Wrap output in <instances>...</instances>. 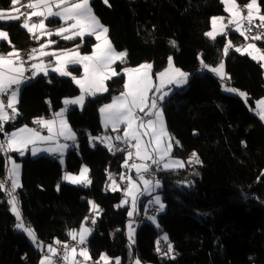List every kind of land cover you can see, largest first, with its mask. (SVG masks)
I'll return each instance as SVG.
<instances>
[{"label": "trees", "instance_id": "16d2710c", "mask_svg": "<svg viewBox=\"0 0 264 264\" xmlns=\"http://www.w3.org/2000/svg\"><path fill=\"white\" fill-rule=\"evenodd\" d=\"M248 2L237 0L240 5ZM258 4L264 13V0ZM90 6L108 28L112 46L127 56L115 65L119 75L107 81V91L88 97L81 110L73 108L67 113L75 144L64 168L47 156L12 154L22 163V184L16 198L23 218L42 243L52 245L70 240L69 232L91 223L88 217L94 213L86 248L96 264H105L101 254L107 256V264H116L117 259L120 264H134L135 260L142 264H264V123L253 113L264 97V71L259 62L231 47L225 54V46L231 42L238 47L242 36L229 33L211 39L205 35L212 18L225 13L221 0H91ZM11 8L15 9L11 0H0V10ZM22 23L0 22L10 41L1 42L0 50L35 46ZM50 25L61 24L53 20ZM95 42L94 37L84 38L83 43L80 38L58 40L53 47L69 50L79 44V50L88 54ZM170 56L177 68L190 75L186 87L174 92L162 106L166 128L175 138L171 157L181 159L185 166L161 173L165 212L155 217L156 224L150 218L136 228L132 244L126 232L128 207L119 206L122 192L106 186L111 179L122 188L121 176L126 172L132 176L130 167L125 166L127 152L115 153L101 144L94 147L92 142L105 134L99 111L120 91L124 69L149 62L154 76L167 66ZM221 63L229 87L245 93L247 103L226 92L224 88L229 87H223L221 80L207 71ZM70 70L72 76L81 75L79 67ZM79 93L71 77L55 73L25 83L20 89L19 115L4 124L0 141L6 134L59 111L66 99ZM193 152L201 163L189 162ZM82 165L88 169V187L62 182L64 170L77 173ZM6 174V154L0 152L3 184ZM89 201L98 205V211L94 212ZM16 224L2 188L0 264H39L42 254L17 231ZM159 238L165 251L158 249ZM110 260L113 263H108Z\"/></svg>", "mask_w": 264, "mask_h": 264}, {"label": "snow or ice", "instance_id": "6c2138e0", "mask_svg": "<svg viewBox=\"0 0 264 264\" xmlns=\"http://www.w3.org/2000/svg\"><path fill=\"white\" fill-rule=\"evenodd\" d=\"M225 4V11L229 13L230 19L227 24L221 23L220 31L216 30L217 21L223 22V17H214L213 31L205 33L206 36L215 39L217 35L223 33L224 29L228 25L235 24L236 30L240 32L241 36L245 39H252L254 41L264 40V32H258L254 36H249L252 28L264 29V14H261L260 5L258 0H250V2L244 7L247 9L246 14L244 9L240 8L237 4V0H222ZM17 0H13L15 5ZM29 8L37 9L39 11H32L28 18L24 19L22 27L26 28L29 33L35 36L33 30L38 29L41 35L51 36L53 34L61 36L65 40L75 39L76 37L81 38L83 43L85 36H95L98 43L93 46L92 53L90 55H81L78 51L80 45H76L75 50H61L59 53H49L44 51L48 45L56 43V41L49 40L47 44H41L40 49L33 48L28 56L29 60L37 59L36 53L39 52L40 57L53 56L56 60V66L53 67L51 62L44 63L41 59L40 63H33L29 67L32 70V77L37 76L38 73L48 74L49 68L52 71L59 73L61 76H71L74 83H76L81 90V95L75 99H66L64 104L69 105H83L85 94L89 96H95L98 92H105L107 88L104 85V81L110 79L112 76L119 75L118 72L112 69V65L117 61H123L127 53L124 51L117 52L110 40L108 39L107 33L108 28L104 26L98 17L94 14L91 6L90 0H31L27 5ZM56 10H53V9ZM31 17H43L39 20V23H31ZM50 18H59L63 23L59 28L55 30V33L48 31L46 29L45 21ZM5 19L4 12L0 11V20ZM20 16L12 15L8 17V20H19ZM247 21V25H244V21ZM259 21L257 24L256 21ZM70 33V34H66ZM38 40L40 36H35ZM9 40V34L6 31L0 30V41ZM10 43V41H9ZM173 45L175 42H172ZM231 42L225 46V54H227L228 49L231 47ZM236 51L242 54L247 53L253 60L264 61V54H260V50L257 48L255 43H250L246 48L242 49L240 47L236 48ZM26 61L20 56V53L13 47V50L8 52L6 55L0 53V95L7 96V102L0 99V132L4 130V124L9 120H14L16 116L19 115L18 109L16 107L18 103V93L19 86L30 79L24 76V73L29 70V67H25ZM69 65H82L84 69V76L82 78H77L72 76L71 72L67 70ZM264 67V64L261 65ZM207 67V65H205ZM152 68L151 64H142L137 68H126L124 69L125 75H127V80L124 83V91L117 97H114L110 104L104 105L100 112L103 116L105 127L109 124L115 131L119 128L121 124L126 125L123 129V136H117L115 139L117 141H122L129 146V148H134L135 153L128 151L125 158V166L135 168L139 180L143 183L144 189L139 192V195L150 192L152 181L145 179L142 173L150 172V166L146 163L132 164L128 165V161L133 155L141 161L151 160L153 164H159L165 159V157H170L173 149L174 137L167 132L166 126L163 120L162 107L158 101H162L168 92L164 90L166 84H175L181 86L186 83L188 74L181 71L179 68H175L172 64V58L169 57L168 68L163 72L156 74V78L159 80V84H154L152 81V76L150 70ZM211 71L223 75V63L219 67L211 69ZM17 86L13 88V86ZM229 92H237L234 88L226 89ZM159 93L157 97L155 95H149L150 92ZM239 95L246 96L245 93L240 92ZM257 106L260 109L258 115L261 120H264V100L258 101ZM11 110V113L7 111ZM67 111V107L57 112L55 116L58 119L59 129L54 132V126L57 124V120H45L40 118L35 120L34 123H39L42 127H46L49 135L41 136L39 132L24 126L16 131L6 134L4 141H0V152H19L20 155H24L22 149L26 148L29 144H35L36 140L47 141L51 140L53 135H60L65 137V139L74 140L75 135L72 133L67 121L63 118L64 112ZM138 113H143V116L138 115ZM149 117L147 120L144 117ZM154 117V119L152 118ZM147 136L148 139L145 141L143 138ZM95 139V138H93ZM110 137H105L102 142L106 143L109 150H113V145L109 142ZM165 140L169 141L165 143ZM134 141V143H132ZM179 144V141H176ZM67 145H58L56 149H51V151H59L66 148ZM39 149L33 147L32 154L36 155ZM49 151V149H45ZM116 151H121L117 148ZM9 161L12 166L8 169V176L12 181V188L8 195L10 199L8 203L12 206L11 210L16 216L18 223L16 224L17 229L24 231L34 243H36V235L34 230L30 226H26L23 223L21 214L18 210L17 198L12 193L20 186L18 182V169L19 165L14 161ZM190 163H201L198 155L193 152L192 157L189 161ZM173 165L176 167H183L180 161L169 160L168 163L164 164V168H171ZM88 169L82 168L79 176H74L71 174H66L64 179L71 183L80 184L83 183L85 186L91 183L87 177ZM125 177L122 175L121 179ZM128 187L124 189L125 194L132 197L133 210H135V204L138 199V184H136L131 177H127ZM115 183V181H113ZM159 181H156L155 187H159ZM4 187V184L0 182V189ZM115 190V189H113ZM154 202L159 205L160 210L164 208V205L160 201V197H154ZM92 208L97 209L98 205L94 202L89 201ZM133 212H129V216H132ZM87 219V217L85 218ZM154 219V218H153ZM95 224V219L92 220ZM92 229L86 228L81 224L80 229L77 231L73 229L69 232V236L73 240H78V245H85L87 242V237L90 235ZM129 237L131 239V227L129 232ZM166 239V237H165ZM59 244V241H56ZM63 261L65 264H79V261L75 259L77 253L82 256L85 260L90 259L88 249L86 247L79 248L69 247L64 245ZM172 251L171 245H169V252ZM48 252L51 256H45L40 264H54L53 257L57 255L58 249L52 246L48 247ZM101 260L105 261L107 264L108 258L105 254H101ZM99 264V262H97ZM116 264H120L119 259H117ZM139 264V261L136 262Z\"/></svg>", "mask_w": 264, "mask_h": 264}, {"label": "crops", "instance_id": "0c3cea01", "mask_svg": "<svg viewBox=\"0 0 264 264\" xmlns=\"http://www.w3.org/2000/svg\"><path fill=\"white\" fill-rule=\"evenodd\" d=\"M91 1V0H90ZM221 2H222V0H221ZM249 3V2H248ZM248 3H246V4H244V5H242L243 7L245 6V5H247ZM222 4L224 5V11H225V4L222 2ZM238 4V3H237ZM12 5V4H11ZM239 6H240V8H241V5L240 4H238ZM245 8V7H244ZM246 9V8H245ZM34 10H36V11H39V10H41L40 8H37V9H33V11ZM53 10H56L55 8L53 9ZM247 10V9H246ZM0 11H2V12H4V14H5V19L4 20H0V22H9V21H16V20H8V17L9 16H12V15H16V10L14 9V8H11L10 10H0ZM261 14H264V13H261ZM220 17H223L224 18V20H223V22H221V21H217V23H216V30L217 31H220V28H221V23H223V24H227L228 23V20L231 18L230 17V15H229V13L228 12H226L225 11V13H224V15H222V16H220ZM37 18H39V20L40 19H43V17H37ZM214 18V17H213ZM213 18H212V20H213ZM39 20L36 22V23H39ZM53 20H58L59 22H60V24H62L63 22L62 21H60L59 20V18H50V19H48V20H46L45 21V24H46V29L48 30V31H51V32H53V33H55V30L57 29V28H59L61 25H57V26H51L50 25V23H51V21H53ZM212 20H211V24H212V27L211 28H213V22H212ZM230 25H228V27H229ZM228 27L226 28V29H224V31H223V33L222 34H220V35H217V36H228V34L229 33H236V34H238L239 36H241L240 35V32L239 31H237L236 30V25L235 24H231V30L229 31L228 30ZM0 30H2V29H0ZM27 30V29H26ZM28 31V30H27ZM34 31V33H35V35L36 36H40V39H36V44H35V46L33 47V48H35V49H40V46H41V44H47V42L49 41V40H53V41H56V43L58 42V40H65V39H63L61 36H57V35H55V34H53V35H51V36H48V35H41L40 34V31L38 30V29H36V30H33ZM29 33V32H28ZM29 34H31V35H33L32 33H29ZM66 34H70V33H66ZM107 36H108V33H107ZM216 36V37H217ZM86 37H89V36H85L84 38H86ZM90 37H94L95 38V36H90ZM243 38H244V40H242L241 41V43H240V45L238 46V47H240V48H242V49H244V48H246L247 47V45L248 44H250V43H252V42H250L248 39H245V37L244 36H242ZM76 38H80V37H76ZM75 38V39H76ZM81 39V38H80ZM109 39V38H108ZM69 40H71V39H69ZM96 40V39H95ZM1 42H9L8 40H4V41H0V45H1ZM56 43H54V44H51V45H48L46 48H44L43 50L44 51H46V52H49V53H53V52H55V53H59L61 50H66V49H58V48H55V47H53V45H55ZM96 43H98L97 42V40H96V42H95V44ZM94 44V45H95ZM256 44V46H257V48L260 50V54H264V52H263V50H262V47L261 46H259V44L258 43H255ZM114 48V47H113ZM231 48L232 49H234V50H236V48L237 47H234V46H231ZM93 49V48H92ZM115 49V48H114ZM13 49H8V50H5V51H2V50H0V53H3V54H7L8 52H10V51H12ZM68 50V49H67ZM69 50H75V49H69ZM116 50V49H115ZM78 51L80 52V54L81 55H90L91 53H92V50H91V52L90 53H88V54H84V53H82L79 49H78ZM117 51V50H116ZM118 52V51H117ZM238 52V51H237ZM240 54H242L241 52H239ZM244 54H247V53H244ZM248 55V54H247ZM36 56L38 57L37 59H33L32 60V64L33 63H40V61H41V59L44 61V63H49V62H51V64H52V66L53 67H55L56 66V60H55V57H53V56H44V57H40L39 56V52H37L36 53ZM249 56V55H248ZM250 57V56H249ZM251 58V57H250ZM255 61H257V60H255ZM120 62H122V61H120V60H117L113 65H112V69L115 71V65L117 64V63H120ZM258 62V61H257ZM259 63L262 65V64H264V61H259ZM142 64H151V63H149V62H143V63H141V64H139V65H142ZM168 64H169V61H168ZM168 64H167V66L162 70V71H160V72H163L165 69H167L168 68ZM138 65V66H139ZM138 66H136V67H132V68H137ZM175 68H176V66L175 65H173ZM72 67H79L80 69H81V75H79V76H76L77 78H82L83 76H84V69H83V66L82 65H69L68 66V68H67V70L68 71H70L71 72V68ZM263 68V71H264V67H262ZM207 71H210V72H212L216 77H217V79L218 80H221V81H227V82H229L230 80H229V78H228V75L226 74V72H224L223 73V75H222V77H220L219 75H217L216 74V72H213V71H211V69H207ZM160 72H158V73H160ZM51 73H55V74H57L58 76H60V77H71V76H61V75H59V73H57V72H54V71H52L51 70V68H49V71H48V74H51ZM158 73H156V74H158ZM47 74V75H48ZM150 74H151V76H152V79H153V81H154V84H158V79L156 78V74L153 76L152 75V68H151V70H150ZM47 75H44L43 73H38L37 74V76H35V77H32V78H30V79H28V80H26V82H24V83H22L20 86H19V93H18V101H19V95H20V89H21V87L25 84V83H28V82H32V81H34L35 79H37V78H40V77H44V76H47ZM124 75H125V73H124ZM114 76H112L111 78H113ZM110 78V79H111ZM127 75H125V78H124V83H125V81L127 80ZM187 78H189V76H187ZM109 79H107V80H105L104 81V85H105V87H106V83H107V81H108ZM75 85L78 87V89L80 90V87L75 83ZM186 85H187V83H185V84H183V85H181L180 86V88L183 90L185 87H186ZM124 84L121 86V88H120V91L118 92V94L117 95H115L114 97H117V96H119L123 91H124ZM168 86H171V87H175V86H177V85H175V84H166L165 85V87H168ZM17 86H13V88H16ZM229 88H231V87H229ZM102 93H104V92H98L96 95H98V94H102ZM236 93V92H235ZM81 95V90H80V93L77 95V96H75V97H72V98H68V99H75V98H77V97H79ZM95 95V96H96ZM236 95L237 96H239L240 98H242L240 95H239V93H236ZM169 95H167V98H169L168 97ZM88 97H94V96H89V95H87V94H85V98H84V103H85V100L88 98ZM113 97V98H114ZM113 98H112V100H113ZM112 100L108 103V104H110L111 102H112ZM84 103H83V105H84ZM17 105H18V103H17ZM17 105H16V107H17ZM83 105L81 106V105H69V106H66L65 104H63V107L59 110V111H57V112H60L62 109H65L66 107H67V111H65L64 112V119L67 121V113L69 112V110H71V109H73V108H77V109H79V110H81L82 109V107H83ZM163 106V105H162ZM7 111L9 112V114L11 113V110L10 109H7ZM260 111V109L257 107V103H256V107H255V109H253V113L258 117V118H260V116L258 115V112ZM57 112H55V113H53V114H50V115H48V116H44V117H42L43 119H45V120H57V124L54 126V132H57L58 131V129H59V123H58V119L59 118H57L56 116H55V114L57 113ZM99 113H100V125H101V127H102V129H103V131L105 132V134H106V137H110L111 138V140L109 141L110 143H112V135H113V132H114V130L112 129V127H111V125L109 124L107 127H105V123H104V119H103V116H102V114H101V112L99 111ZM141 113H138V115H140ZM141 116V115H140ZM149 117H144V119L145 120H147ZM153 119H154V117H152ZM261 119V118H260ZM164 120V119H163ZM263 123H264V120H261ZM68 123V122H67ZM35 124H37L40 128H41V130H37V129H35V128H33L32 126H27L28 128H30V129H33V130H35V131H37V132H39L40 133V135L41 136H48L49 135V132H48V130H47V128L46 127H42L39 123H35ZM164 124H165V126H166V123H165V120H164ZM68 126H69V124H68ZM126 125H124V124H121L120 126H119V128H121L122 130L124 129V127H125ZM70 127V126H69ZM22 128V127H21ZM70 129H71V127H70ZM167 129V128H166ZM71 131H72V129H71ZM167 132H168V130H167ZM72 133H74L73 131H72ZM169 133V132H168ZM75 135V134H74ZM145 141H147V139H148V137L147 136H145L144 138H143ZM169 141H167V140H165V143H168ZM132 143H134V141H132ZM171 143L173 144V140L171 141ZM74 144H75V139L74 140H70V139H65V137H63V136H60V135H53V137H52V139L51 140H47V141H41V140H36V142H35V144L33 145V144H29L26 148H24V149H22V151L24 152V155H20V153L19 152H15V151H10V152H3L4 154H6V166H7V174H6V178H5V181L6 180H8L9 182H10V184H9V186L8 187H6V185H5V183H4V187H3V189L4 190H6V192H7V194L9 193V191L11 190V188H12V181H11V179L9 178V176H8V169H10L11 168V166H12V164L9 162V157H11V161H14L16 164H19L20 162H18V161H16L13 157H12V154L13 153H18L21 157H24V156H26V155H28V156H30V157H38V156H47V157H50V158H52V159H54V160H57L61 165H62V167L64 168V166H65V160H66V156H67V154H68V152L73 148V146H74ZM58 145H67V147L66 148H63V149H61V150H59V151H51V149H56L57 148V146ZM102 145H104L105 147H107V148H109L108 146H107V144L106 143H104L103 142V144ZM33 147H35V148H37V149H39V151H37V153H36V155H33L32 154V149H33ZM45 149H49V151H45ZM130 151H132L133 153H135V149L134 148H131V150ZM172 158H171V156L170 157H165V159L163 160V161H161L160 162V164H161V166H162V169H163V171H166V170H173V168H168V169H165L164 168V164L165 163H168L169 162V160H171ZM130 160H133V162H132V164H141V163H145L146 161H141V160H139V159H137L136 158V156L135 155H133L132 156V158L130 159ZM131 164V165H132ZM83 166V165H82ZM81 166V167H82ZM177 168H179V167H177ZM81 169V168H80ZM64 170V169H63ZM22 173V172H21ZM65 173H67L65 170L63 171V175H62V182H64V183H66V179H64V177H65ZM132 173V176H128V177H131L132 179H134V180H136V181H138L137 179H136V177H135V174H137V172H136V170H135V168H129V174H131ZM88 179L90 180V178L88 177ZM127 181H128V179H127ZM18 182H19V185L21 184L20 183V181L18 180ZM139 182V181H138ZM140 184H143L142 182H139ZM81 184V186L80 187H88L90 184H88L87 186H85L83 183H80ZM20 188V186L15 190V192L14 193H12L13 195H15L16 196V191L18 190ZM156 187H155V183L154 184H152L151 185V188L150 189H155ZM115 191V190H114ZM9 199H10V197H9V195H8V201H9ZM139 200V199H138ZM17 204H18V210H19V212H20V214H21V217H22V220L24 221V218H23V216H22V212H21V209H20V206H19V203H18V200H17ZM12 207V206H11ZM97 211V209H95L94 210V212H96ZM137 211H138V201H137V210H136V216H137ZM13 213V212H12ZM15 216V215H14ZM91 221V220H90ZM30 225V224H29ZM80 229V228H79ZM78 229V230H79ZM77 230V231H78ZM18 231V230H17ZM20 232V231H19ZM25 234V233H24ZM92 234V233H91ZM26 235V234H25ZM27 236V235H26ZM28 237V236H27ZM29 239V238H28ZM72 239V238H71ZM30 241V240H29ZM77 241V240H76ZM31 243V242H30ZM33 246H34V244H35V248L40 252V253H42L43 254V251L45 250L46 251V255H44V256H50L49 255V253H48V247L49 246H52L53 248H55V246H56V244H52V245H48V244H44V243H42L37 237H36V243H31ZM86 245V244H85ZM78 252H79V250H78ZM78 258H83L82 256H80L78 253H77V255H76V257H75V259L76 260H78Z\"/></svg>", "mask_w": 264, "mask_h": 264}, {"label": "built area", "instance_id": "2783aa9c", "mask_svg": "<svg viewBox=\"0 0 264 264\" xmlns=\"http://www.w3.org/2000/svg\"><path fill=\"white\" fill-rule=\"evenodd\" d=\"M31 2V0H17V3L14 5L13 4V0H11V4L14 5L15 10L18 14V16H20V19L22 22L24 21V19L28 18L30 13L33 11L32 8H29L27 5ZM241 8L244 9V13L246 14L247 10L241 5ZM39 20V18L37 17H31L30 19V24L33 22H37ZM247 21H244V25H247ZM256 23L258 24L259 21L257 20ZM228 30H231V25L228 27ZM258 32H264V29H258L253 27L251 32L249 33V36H254L256 35ZM36 36V35H35ZM34 35L31 36V42H35L36 38ZM250 42L252 43H258V44H264V40H260V41H254L252 39H249ZM33 49V45L29 44L27 46H25L24 48H21L20 50H18V52L20 53V56L26 61L25 67H29L32 64V60L28 59L29 54L31 53V50ZM262 50L264 52V47H262ZM24 76L27 78H32V70L29 67V70L26 71L24 73ZM221 85L223 87H229L231 85L230 82L227 81H221ZM0 99L4 100L5 103L7 102V96L6 95H0ZM48 104V103H47ZM16 120V118L14 120H9L8 122H14ZM33 128L37 129V130H41V128L37 125V124H33L32 126ZM123 136V130L121 128H118L117 130H115L113 132L112 135V145H113V150L112 152H128L131 150V148H129V146L127 144H125L122 141H117L115 138L117 136ZM106 137V134H101L99 135L93 142L92 145L94 147L99 146L100 144H103V140ZM119 148L121 149V151H116V149ZM55 159V158H54ZM133 160H129L128 161V165L130 166L132 164ZM146 164H148L150 166V172L148 173H142V175L144 176L145 179H149L152 181V184L156 183V181H159V183L162 182V178H161V173L163 172L162 166L161 164H153L151 160H148L145 162ZM113 175L111 174L110 177H112ZM125 178L123 179L122 182V188L126 189L128 187V181H127V177H128V172H126L123 175ZM137 180L139 182H141L139 180L138 174H137ZM10 184V182L8 180L5 181V185L6 187H8ZM109 184V181L106 183V186ZM142 187V191L144 189V185L141 184ZM161 212L160 208L156 205H154L153 203V195H143L138 202V211H137V216H136V228L139 229L142 226H144L147 221L150 218H155L158 216V214ZM94 217V213H91L89 215V220H93ZM24 224L26 226H29V222L27 219L24 220ZM64 245H68L69 247H77V250H79V248L81 247H86V245H78L76 240L70 239L67 242L61 243V244H57L55 246V248L58 249L57 255L54 256V260L57 264H65V262L63 261L62 257L64 254ZM158 249L160 251H165L166 247L164 242L159 238V242H158ZM43 253H45V250L43 251ZM79 264H96V261L93 259H88L85 260L84 258H78ZM108 263H113L112 260H110Z\"/></svg>", "mask_w": 264, "mask_h": 264}, {"label": "rangeland", "instance_id": "374dc122", "mask_svg": "<svg viewBox=\"0 0 264 264\" xmlns=\"http://www.w3.org/2000/svg\"><path fill=\"white\" fill-rule=\"evenodd\" d=\"M215 17H220V16H215ZM23 24V23H22ZM21 24V25H22ZM24 28V27H23ZM26 29V28H25ZM210 31H213V28H211L210 30H208L207 32H210ZM206 32V33H207ZM208 37V36H207ZM210 38V37H209ZM212 39V38H211ZM120 52V51H119ZM125 52V51H124ZM171 57V56H170ZM172 58V57H171ZM172 64H173V60H172ZM174 65V64H173ZM220 66V65H219ZM219 66H217V67H219ZM216 67V68H217ZM177 68V67H176ZM213 69V68H212ZM182 71V70H181ZM184 72V71H183ZM225 72V67H224V65H223V73ZM188 74V73H187ZM217 75H219L220 77H222V75L221 74H218V73H216ZM188 76H189V78H190V75L188 74ZM189 78H187V80H186V83L189 81ZM152 81H153V79H152ZM153 83H154V81H153ZM160 82L158 81V84H159ZM157 84V85H158ZM226 89H228V88H224V90L226 91V92H228V93H230V94H233V95H236V93H240V92H229V91H227ZM164 90L165 91H167L168 92V97H170L174 92H180V91H182V89L180 88V86H175V87H171V86H168V87H164ZM243 93V92H242ZM149 95H155V96H159L160 94L159 93H155L154 91L153 92H150L149 93ZM241 96V95H240ZM242 97V100L244 101V102H246L247 103V95L246 96H241ZM167 96H165L164 97V99L162 100V101H158V103L160 104V106L162 107V105L167 101ZM261 100H264V97L263 98H261L259 101H261ZM258 107V106H257ZM141 116H143V113H141L140 114ZM163 119H164V117H163ZM198 135H199V133L196 131V132H194V136L197 138L198 137ZM127 155V154H126ZM172 159L171 160H176V161H180L182 164H183V167H179V168H177L175 165H173L171 168H173V170H166V171H168V172H172V171H176V170H179V169H182V168H184V166H185V163L181 160V159H177V158H173V157H171ZM10 162V161H9ZM11 163V162H10ZM19 165V169H18V180L20 181V183H21V175H22V163H19L18 164ZM82 168H85V166L83 165L82 167H81V169ZM81 169L77 172V173H69V172H67V173H65V174H71V175H74V176H79L80 175V172H81ZM87 177H89V175H88V173H87ZM113 181H115V183H113ZM133 181L136 183V184H138V189H139V191H138V199H140L143 195H153V203H154V205H156V206H158L159 207V205L158 204H156L155 202H154V197H156V196H159L160 197V201H161V203L164 205V208L161 210V213H164L165 212V203L163 202V196H162V194H161V189H162V185H161V183H159L160 184V186L159 187H156L154 190L153 189H150V192H148V193H144L143 195H139V192H142V187H141V184L138 182V181H136V180H134L133 179ZM22 184V183H21ZM21 184H20V187H21ZM66 184H69V185H72V186H76V187H80L81 186V184H75V183H71V182H69L68 180H66ZM109 189L111 190V191H114L113 189H115V190H120L121 192H122V199H121V202H120V204H119V206L120 207H128V216H129V212L130 211H132L133 212V215L132 216H129V221L127 222V225H126V232H127V236H128V238L130 239V237H129V232H130V227H131V239H130V243H132V244H135V234H136V210H137V201L139 202V200L137 199V201H136V204H135V210H133V204H132V197L131 196H128V195H126L125 194V191H124V188H121V186L119 185V182H117L116 180H109ZM10 197V196H9ZM14 214V213H13ZM16 217V216H15ZM25 220V219H24ZM151 223H153V224H156V219L154 218H151L150 220H149ZM17 223H18V221H17ZM23 223H24V221H23ZM30 226V225H29ZM84 226L86 227V228H90V229H92V231H91V233L93 232V223H92V220H91V223H85L84 224ZM17 229V228H16ZM18 231H20V232H22V233H25L24 231H22L21 229H17ZM90 233V235H88V237H87V240L90 238V236L92 235ZM26 234V233H25ZM27 235V234H26ZM28 236V235H27ZM27 238H29L28 240H30V242L31 243H33L34 244V242H33V240L28 236ZM77 240H78V236H77ZM59 244H61V243H59ZM86 244H87V242H86ZM57 245V244H56ZM34 246H35V244H34ZM48 249V248H47ZM49 253V252H48ZM42 254V253H41ZM44 255H46V251H45V253H43L42 254V256H41V259H40V261L45 257ZM49 255L51 256V253H49ZM138 260H135L134 261V264H136V262H137ZM53 262H54V264H57L56 262H55V260H54V257H53ZM40 264V263H39ZM139 264H142L141 262H139Z\"/></svg>", "mask_w": 264, "mask_h": 264}]
</instances>
